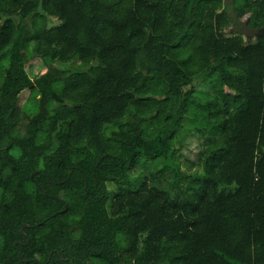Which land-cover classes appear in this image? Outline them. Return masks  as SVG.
Listing matches in <instances>:
<instances>
[{
	"label": "trees",
	"instance_id": "obj_1",
	"mask_svg": "<svg viewBox=\"0 0 264 264\" xmlns=\"http://www.w3.org/2000/svg\"><path fill=\"white\" fill-rule=\"evenodd\" d=\"M235 2L253 41L223 0H0V264H264V0Z\"/></svg>",
	"mask_w": 264,
	"mask_h": 264
},
{
	"label": "water",
	"instance_id": "obj_2",
	"mask_svg": "<svg viewBox=\"0 0 264 264\" xmlns=\"http://www.w3.org/2000/svg\"><path fill=\"white\" fill-rule=\"evenodd\" d=\"M235 0H223V3H224V6H226L228 9H227V14L229 16L230 19H233L234 22H236L237 18L235 17L234 13H233V3H234ZM245 25L247 23V20L244 21ZM234 28V26H233ZM232 28V29H233ZM233 32H235V30H232ZM246 32H244V35L248 38L249 36L252 37V35L254 36H258L259 35V30L258 29H251V28H248L246 27ZM250 40V39H248ZM32 226L29 225L28 223H22V226H21V233L22 235L26 238V242L25 243H21L20 241H17L13 244V246L15 247L16 249V255H17V258L21 261V262H30V261H34L35 259H22L21 256H20V253L18 251V248H17V245H23V244H26L29 240L27 234L24 232V228H31ZM42 264H45V263H42Z\"/></svg>",
	"mask_w": 264,
	"mask_h": 264
},
{
	"label": "rangeland",
	"instance_id": "obj_3",
	"mask_svg": "<svg viewBox=\"0 0 264 264\" xmlns=\"http://www.w3.org/2000/svg\"><path fill=\"white\" fill-rule=\"evenodd\" d=\"M240 2H241V0H236V2H235V5L236 4H240ZM255 38H251L250 39V41H253ZM41 67H40V64L39 65H34L33 66V71L34 72H36V71H38L39 69H40ZM25 96H26V94H25ZM21 106H22V110H27V109H30V108H34L35 107V105L34 104H25L24 103V100L21 102ZM184 154V153H183ZM186 155H187V153H185ZM184 154V155H185ZM190 155V154H189ZM191 157H192V155H190ZM182 169L183 170H185V171H187V172H193V171H195V170H200L198 167H196V168H194V169H190L189 167H188V165L187 164H185V163H182ZM133 175L134 176H136V177H138V178H141L142 176H146V171H145V169L144 168H137V169H135L134 171H133ZM162 183H163V181H162ZM164 185H166V183H163ZM107 188H108V190H109V192L111 193V197L113 196V194L115 193V192H117L118 191V188L113 184V183H111V182H108L107 183ZM108 206H109V204H108Z\"/></svg>",
	"mask_w": 264,
	"mask_h": 264
},
{
	"label": "flooded vegetation",
	"instance_id": "obj_4",
	"mask_svg": "<svg viewBox=\"0 0 264 264\" xmlns=\"http://www.w3.org/2000/svg\"><path fill=\"white\" fill-rule=\"evenodd\" d=\"M232 21H233V19H232ZM233 26H234V28H233ZM233 26H232V28H233L232 30L242 31L243 33L246 32V30H247L246 27H248L247 23L245 25L244 20H238V19L236 20V22L233 21ZM248 28L256 29V28H252V27H248ZM259 32H260V30H259ZM255 37L256 36L252 35V37L249 36L248 38L246 37V39H251V38H255Z\"/></svg>",
	"mask_w": 264,
	"mask_h": 264
}]
</instances>
